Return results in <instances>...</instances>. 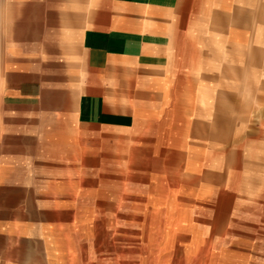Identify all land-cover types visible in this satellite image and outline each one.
<instances>
[{
	"label": "crops",
	"instance_id": "1",
	"mask_svg": "<svg viewBox=\"0 0 264 264\" xmlns=\"http://www.w3.org/2000/svg\"><path fill=\"white\" fill-rule=\"evenodd\" d=\"M263 219L264 0H0V264H264Z\"/></svg>",
	"mask_w": 264,
	"mask_h": 264
},
{
	"label": "rangeland",
	"instance_id": "2",
	"mask_svg": "<svg viewBox=\"0 0 264 264\" xmlns=\"http://www.w3.org/2000/svg\"><path fill=\"white\" fill-rule=\"evenodd\" d=\"M239 212L245 207L238 206ZM138 219H136L137 221ZM264 241V219L261 230ZM142 232H136L134 246L132 242L126 240L125 233L119 231H109L106 226L101 233V240L97 243L93 239L92 233H86L87 238L83 243H72L74 255L70 258V264H211L208 262L212 249H206L203 255L198 258L186 259L180 255L169 258L166 263H159L154 257L153 249L145 248L142 245ZM97 245V246H96ZM264 253V242L262 249Z\"/></svg>",
	"mask_w": 264,
	"mask_h": 264
}]
</instances>
